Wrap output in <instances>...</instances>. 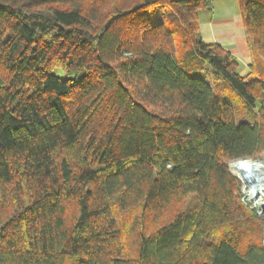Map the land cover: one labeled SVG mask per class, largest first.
Returning <instances> with one entry per match:
<instances>
[{"label":"trees","instance_id":"16d2710c","mask_svg":"<svg viewBox=\"0 0 264 264\" xmlns=\"http://www.w3.org/2000/svg\"><path fill=\"white\" fill-rule=\"evenodd\" d=\"M238 1L246 76L201 38L213 0H0V264H264L229 167L264 152V0Z\"/></svg>","mask_w":264,"mask_h":264},{"label":"crops","instance_id":"0c3cea01","mask_svg":"<svg viewBox=\"0 0 264 264\" xmlns=\"http://www.w3.org/2000/svg\"><path fill=\"white\" fill-rule=\"evenodd\" d=\"M199 32L207 44H218L239 61V73H250L254 61L238 0H213L212 10L199 12Z\"/></svg>","mask_w":264,"mask_h":264},{"label":"rangeland","instance_id":"374dc122","mask_svg":"<svg viewBox=\"0 0 264 264\" xmlns=\"http://www.w3.org/2000/svg\"><path fill=\"white\" fill-rule=\"evenodd\" d=\"M254 58V57H253ZM255 60V59H254ZM200 74L206 81L210 83L212 88L215 90L216 95L220 97L221 99L227 100L232 104V106L235 109L236 116L238 119V122L242 121H252V117L244 110V107L236 101V99L230 95L228 92L224 91L223 85L220 83H217L214 80V74L211 71V69L207 66L204 65L201 67ZM264 152L261 154L255 156L254 158H247L249 160H263L264 161ZM246 160V159H245ZM248 161V160H247ZM244 161H237V162H232V167L236 171L237 175L236 176L232 169L231 165H229L231 172L233 175L237 177V179L241 183V194L244 196L242 200H244L245 203H247L251 208H255L259 216L263 219V237H264V208H261L260 206L256 205V201L250 197V190L247 188V185L243 182L240 176V169H241V164ZM248 185H254L258 186L262 184L260 179H252L249 178L247 181ZM140 207L131 209L125 212H118V219H119V224L121 227V231L124 235V243H125V248H126V257L130 259H135L137 256V247H138V238H137V233H138V227H139V220H140Z\"/></svg>","mask_w":264,"mask_h":264},{"label":"bare ground","instance_id":"6f19581e","mask_svg":"<svg viewBox=\"0 0 264 264\" xmlns=\"http://www.w3.org/2000/svg\"><path fill=\"white\" fill-rule=\"evenodd\" d=\"M241 165L240 176L250 190V197L256 201L257 206L264 208V161L248 160ZM249 178L260 179L261 186L248 185Z\"/></svg>","mask_w":264,"mask_h":264},{"label":"water","instance_id":"95a60500","mask_svg":"<svg viewBox=\"0 0 264 264\" xmlns=\"http://www.w3.org/2000/svg\"><path fill=\"white\" fill-rule=\"evenodd\" d=\"M240 160H245V159H239V160H237V161H240ZM232 162H234V161H232ZM232 162H230V165H231Z\"/></svg>","mask_w":264,"mask_h":264}]
</instances>
